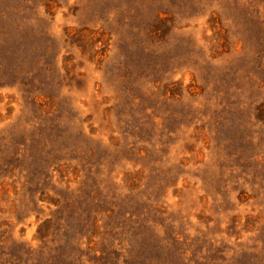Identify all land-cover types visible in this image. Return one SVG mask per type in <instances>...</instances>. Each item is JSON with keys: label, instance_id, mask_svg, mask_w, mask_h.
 <instances>
[{"label": "rangeland", "instance_id": "1", "mask_svg": "<svg viewBox=\"0 0 264 264\" xmlns=\"http://www.w3.org/2000/svg\"><path fill=\"white\" fill-rule=\"evenodd\" d=\"M0 264H264V0H0Z\"/></svg>", "mask_w": 264, "mask_h": 264}]
</instances>
